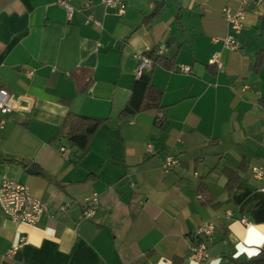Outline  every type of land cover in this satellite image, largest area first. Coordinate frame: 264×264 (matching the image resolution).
I'll list each match as a JSON object with an SVG mask.
<instances>
[{
    "label": "crops",
    "instance_id": "1",
    "mask_svg": "<svg viewBox=\"0 0 264 264\" xmlns=\"http://www.w3.org/2000/svg\"><path fill=\"white\" fill-rule=\"evenodd\" d=\"M127 3L117 15L102 0H0V82L18 103L0 113V185L18 181L50 205L36 226L0 209V264H199L189 257L203 222L216 226L207 264L251 261L233 255L250 226L264 225L252 216L264 194L251 172L264 165V2L248 7L238 53L223 47L222 9L239 0ZM153 48L169 61L152 75L164 108L121 121L137 56ZM215 55L223 69L209 64ZM69 112L108 119L80 161L60 151ZM169 155L179 164L166 172ZM94 194L99 209L85 220ZM21 237L28 243L6 258Z\"/></svg>",
    "mask_w": 264,
    "mask_h": 264
},
{
    "label": "built area",
    "instance_id": "2",
    "mask_svg": "<svg viewBox=\"0 0 264 264\" xmlns=\"http://www.w3.org/2000/svg\"><path fill=\"white\" fill-rule=\"evenodd\" d=\"M128 0H102L103 4L112 12L117 15H124L127 11ZM264 0H239V7L236 9L225 7L222 9V16L230 27V34L223 39L224 49L238 53L242 50V42L240 39L241 34L245 29V20L247 17L248 7L253 5H259ZM71 16L73 13L72 6L66 1H58ZM95 22L100 26V23L94 20L93 16H89L88 22ZM164 50L160 49L159 54H162ZM139 60V66L137 70V77L141 75L143 71H150L152 69V62L143 55L137 56ZM210 65H215L218 69H223L224 65L220 58L215 55L210 61ZM179 70L183 73H190L191 67L187 65H180ZM18 109V103L15 101L13 95L2 86L0 82V113L3 116H10ZM4 124V121H2ZM147 149L152 150V146L148 145ZM61 154L69 158L70 151L67 147H60ZM179 164L178 159L173 155H169L165 158L163 163L164 171H172ZM253 176L261 183L259 192L264 194V165L251 167ZM100 206V197L97 194L88 197L83 202L82 216L85 220L93 219ZM0 209L2 212L14 223L27 224L36 226L44 219L50 210V205L35 196L30 188L15 180L4 179L0 185ZM69 205H63L58 207V211L61 213H67ZM246 223V220H243ZM216 226L213 222L201 223L193 235V245L191 247L190 261H195L199 264H207L210 258V245L212 237L215 233ZM28 243L26 237H21L20 240L14 244L6 253V258H13L14 254L24 245Z\"/></svg>",
    "mask_w": 264,
    "mask_h": 264
},
{
    "label": "trees",
    "instance_id": "3",
    "mask_svg": "<svg viewBox=\"0 0 264 264\" xmlns=\"http://www.w3.org/2000/svg\"><path fill=\"white\" fill-rule=\"evenodd\" d=\"M163 5V4H161ZM159 7L152 13L147 21H151L157 16ZM161 48H153L143 53V56L152 62L150 71H143L132 87L131 97L125 108L120 114V120L125 121L134 118L136 115L147 111H156L160 113L163 110L162 92L156 89L152 83L153 70L158 65H166L168 59L165 53L159 54ZM258 61L264 60V48L258 54ZM172 60V59H171ZM108 121V119L90 117L69 112L62 124L61 131L58 135V140L65 139L71 150L73 160L80 161L85 158L90 152V145L97 131ZM158 125L162 123L158 119L155 121ZM70 157V156H69ZM235 173L231 170L227 171L229 177L228 186L236 180ZM255 222H264V204L252 212ZM264 262V249L260 256L249 261V264H260Z\"/></svg>",
    "mask_w": 264,
    "mask_h": 264
},
{
    "label": "clouds",
    "instance_id": "4",
    "mask_svg": "<svg viewBox=\"0 0 264 264\" xmlns=\"http://www.w3.org/2000/svg\"><path fill=\"white\" fill-rule=\"evenodd\" d=\"M259 228H264V225L250 226L241 242L236 244V252L233 255V259L238 260L241 255H246L249 260L260 256V248L264 247V233L260 232ZM161 264H163V260ZM169 264H171L170 261ZM211 264H221L220 258L213 260Z\"/></svg>",
    "mask_w": 264,
    "mask_h": 264
}]
</instances>
